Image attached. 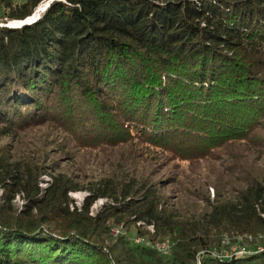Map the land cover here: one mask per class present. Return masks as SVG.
I'll list each match as a JSON object with an SVG mask.
<instances>
[{
  "label": "trees",
  "instance_id": "1",
  "mask_svg": "<svg viewBox=\"0 0 264 264\" xmlns=\"http://www.w3.org/2000/svg\"><path fill=\"white\" fill-rule=\"evenodd\" d=\"M81 153L108 158L95 181L62 168ZM0 188V264H264V0H53L0 26Z\"/></svg>",
  "mask_w": 264,
  "mask_h": 264
},
{
  "label": "rangeland",
  "instance_id": "2",
  "mask_svg": "<svg viewBox=\"0 0 264 264\" xmlns=\"http://www.w3.org/2000/svg\"><path fill=\"white\" fill-rule=\"evenodd\" d=\"M16 2H24L26 0H14ZM48 1H42L38 6H41V4H46ZM51 3V2H50ZM37 6V7H38ZM44 12V11H43ZM43 12L40 14V16L43 14ZM37 20V19H36ZM8 23V20L5 21V22H1L0 21V26L2 25H5ZM48 132V129H46V127H40V128H37V129H33L31 131H28L24 136H25V141L24 143L20 142V143H16L14 142V145L16 147V150L18 151V155L19 156H25V155H32L31 154V151L33 149H35L34 147L36 148H39V141L41 139H43L46 134ZM46 140V139H44ZM9 143L10 140H2L1 143ZM11 143V142H10ZM55 148L52 147L51 150H54ZM83 154V155H82ZM82 157H78L77 159L74 160V165L69 168V164L70 163H67L65 162L64 158L62 157L60 159V164L62 165V168L67 170L69 169V171L72 172V175H75L77 176L76 179H78V181L81 183L84 182L83 184L85 183H88L89 181H95L96 179H98L99 175H100V170L104 167V163H106L107 161V157H105L104 155L102 156L101 154H92V155H88L87 153H81ZM103 166L101 169L99 167ZM49 179V176L48 175H42V177L40 178V182H39V185L41 187H44L46 185V181ZM168 191H170V189L168 188ZM207 192L209 193L210 197L212 198L214 196V189L211 187V186H208L207 187ZM2 194V189L0 188V196ZM88 191H85V190H77V191H72L69 193V198H70V201L72 203V205L74 206H82L83 202L85 201V198L87 197L88 195ZM108 201V199L106 198H99L97 199L93 205L91 206L90 208V213L92 215H95L97 214L98 211H100L102 205L104 203H106ZM11 204L12 206L17 209V210H20L22 205L24 204V199L22 198L21 195H16L14 197L13 200H11ZM146 230H150L152 231L153 230V227L152 226H147L145 227ZM119 230H122V226H119L118 228H113L112 229V234L113 235H117L118 233H120ZM134 241L135 242H140L142 241V238L139 237V236H135L134 237ZM246 240H251V238L248 236H243V237H234V238H229V237H226L224 236L222 238V249L221 250H218L219 253H222L223 254H231V253H241L243 252V247L239 246L241 245V243H243V241ZM155 249L165 255H169L170 253V247H171V243L169 242V240H164V241H161V242H158L157 244H155ZM213 250H217V249H213Z\"/></svg>",
  "mask_w": 264,
  "mask_h": 264
},
{
  "label": "water",
  "instance_id": "3",
  "mask_svg": "<svg viewBox=\"0 0 264 264\" xmlns=\"http://www.w3.org/2000/svg\"><path fill=\"white\" fill-rule=\"evenodd\" d=\"M43 1H45V0H43ZM46 1H48L46 4H47V7L49 6V4H50V2H52L53 0H46ZM42 2V1H41ZM40 2V3H41ZM39 3V4H40ZM38 4V5H39ZM37 5V6H38ZM35 7L34 8V10L32 11V13L29 15V16H27V17H25L24 19H12V20H8V23L7 24H5V25H2V26H7V27H11V28H19V27H21V26H24V25H28V24H31V23H33V22H35L36 21V19H38L39 17H40V14H37V16H35V12L38 10V8L40 7V6H38V7ZM46 7V8H47ZM45 11V10H44ZM12 22H18V23H16L15 25H12L11 23Z\"/></svg>",
  "mask_w": 264,
  "mask_h": 264
},
{
  "label": "bare ground",
  "instance_id": "4",
  "mask_svg": "<svg viewBox=\"0 0 264 264\" xmlns=\"http://www.w3.org/2000/svg\"><path fill=\"white\" fill-rule=\"evenodd\" d=\"M47 7V4H41V6L38 8V10L35 12V16H37V14H41ZM18 22H12V25H15ZM264 249V248H263ZM262 250V249H259ZM242 253V252H241ZM238 254V253H237ZM240 254V253H239ZM241 255V254H240Z\"/></svg>",
  "mask_w": 264,
  "mask_h": 264
},
{
  "label": "built area",
  "instance_id": "5",
  "mask_svg": "<svg viewBox=\"0 0 264 264\" xmlns=\"http://www.w3.org/2000/svg\"><path fill=\"white\" fill-rule=\"evenodd\" d=\"M263 248H264V246H260V247H259V249H263ZM243 251H244V249H243Z\"/></svg>",
  "mask_w": 264,
  "mask_h": 264
}]
</instances>
